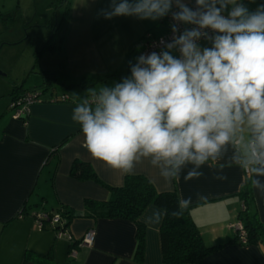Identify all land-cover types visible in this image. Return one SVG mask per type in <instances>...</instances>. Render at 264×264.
I'll return each mask as SVG.
<instances>
[{
	"label": "crops",
	"instance_id": "1",
	"mask_svg": "<svg viewBox=\"0 0 264 264\" xmlns=\"http://www.w3.org/2000/svg\"><path fill=\"white\" fill-rule=\"evenodd\" d=\"M59 1L67 5L65 0ZM191 1L194 0H188ZM261 2L264 0H256L248 7L254 10ZM109 7V0H70L58 33L59 46L51 51L56 67L48 70L60 69L69 83L87 76L105 83L130 76L129 58L136 60L145 33L161 34L168 24L165 18L108 20L98 15L100 9ZM45 96L49 94L42 95ZM72 97L73 101L32 102L22 116L15 117L14 113L0 121V264H22L28 250L51 253L59 263L70 260L72 264H162L161 223H155V214L160 212L163 218V210L155 205L147 206L140 216L146 226L142 263L133 257L136 228L132 221L76 217L66 230L71 240L57 238L48 224L38 225L35 213L56 212L59 206H66L82 214L85 198H109V190L103 184L77 180L70 175L74 159L90 163L104 184L120 186L125 177L92 159L82 146L83 135L80 126L72 120V113L86 94ZM232 156L233 147L229 145L218 161H209L199 170L204 175L185 181L184 176L192 168L188 165L170 185L159 175V168L152 167L147 160L137 165L134 174L145 175L158 191L176 189L179 200L191 197L190 214L202 238L207 244H219L234 233L232 225L237 222L241 205L237 193L247 176L244 168L232 163ZM220 165H224L223 171ZM218 175H226L227 179H216ZM253 179L264 185V176L251 173V184ZM252 192L258 217L264 222V191L252 186ZM23 207L25 212L21 214ZM90 228L94 230L92 246H76L69 253L70 245ZM205 261L207 264H264V243L247 246L231 243L208 255ZM25 264L36 263L30 260Z\"/></svg>",
	"mask_w": 264,
	"mask_h": 264
},
{
	"label": "clouds",
	"instance_id": "2",
	"mask_svg": "<svg viewBox=\"0 0 264 264\" xmlns=\"http://www.w3.org/2000/svg\"><path fill=\"white\" fill-rule=\"evenodd\" d=\"M249 3L256 0H109L98 12L105 19L170 15L175 23L171 40L139 55L130 76L89 90L92 102L74 107L91 158L125 175L147 160L170 185L188 165L185 181L198 179L231 145L232 163L264 176V2ZM252 186L264 191L259 180ZM191 203L180 199L171 216Z\"/></svg>",
	"mask_w": 264,
	"mask_h": 264
},
{
	"label": "trees",
	"instance_id": "3",
	"mask_svg": "<svg viewBox=\"0 0 264 264\" xmlns=\"http://www.w3.org/2000/svg\"><path fill=\"white\" fill-rule=\"evenodd\" d=\"M65 1L67 5L64 8V14H66L70 4V0ZM64 14L62 15L60 22L55 23V19L50 20V23L48 24V37L43 42L42 47L38 49V53H41L43 50L54 51V49L59 46L57 44L58 33L65 19ZM2 16L5 21H18L20 18L18 5L16 8L2 14ZM133 50L134 49H132V51ZM135 63L136 60L130 57L128 61L129 70L131 65H134ZM38 72L44 78V85L40 86V90L39 88L27 90L23 89L21 86L16 87L10 93L13 102L21 98L22 95L28 91H37L43 95L45 94L44 90L50 88L51 84L57 82L56 71L41 69L38 70ZM104 78L106 79V77ZM99 80L102 79L93 80L92 77L87 76L80 79H73L70 81L69 85L87 88ZM61 95L68 96V99L61 100ZM73 98L74 97L67 94L54 95V93L51 92L48 97H42L41 100L45 102H61L73 101ZM88 99H90V97ZM55 149H57V147ZM70 175L77 180H94L103 184L109 190V198L107 200L85 198L83 201L85 211L82 214L74 213L73 209L70 207L59 206L56 212L49 211L46 212V214L51 217L57 213L60 217V223L51 224L49 219H43L42 227H45L46 224H48V226L54 231L57 229L67 230L74 218L82 216L92 219L116 218L132 221L136 228V247L133 257L137 263L143 262L146 234V226L141 221L140 216L149 205H155L162 210H166V214L163 212V218L159 229L162 264H207L205 261L206 257L218 251L225 245L237 243L239 245L247 246L264 243V222L258 217L257 206L252 192L251 174L246 176L245 184L237 193L241 203L237 214V220H239L243 226L244 237H241L239 231L234 230V233L230 238L219 244H207L204 241L191 217L190 207L183 212L180 218H173L171 216L172 212L179 211V195L176 189L158 191L153 183L142 174L125 175L123 183L120 186L107 185L98 178L90 163L79 159H74L72 161ZM24 212L25 207L21 210V214ZM36 215L37 214L35 213V216ZM70 246L69 253L72 251V248L76 246L75 242ZM30 260L36 264H72L70 260L63 263L57 262L51 253L41 254L28 250L24 256L22 264H25Z\"/></svg>",
	"mask_w": 264,
	"mask_h": 264
},
{
	"label": "rangeland",
	"instance_id": "4",
	"mask_svg": "<svg viewBox=\"0 0 264 264\" xmlns=\"http://www.w3.org/2000/svg\"><path fill=\"white\" fill-rule=\"evenodd\" d=\"M52 1L0 0V121L16 113L17 108H21V105H13L10 93L14 88L21 86L27 90L34 88L40 90V86L44 85V78L38 70L56 67L53 65L51 51L43 50L38 53V49L48 37L50 20L60 22L64 14L65 3L55 0L51 6ZM17 5L19 20L16 22L3 20L2 14L16 8ZM56 79L57 82L51 84L50 90H44L45 93L53 92L55 95L65 92L70 96L86 94V98H89V90L98 91L105 85L112 86L117 82L116 79L106 83L100 80L88 88L65 86L62 81L66 83L69 81L61 75L60 69H57Z\"/></svg>",
	"mask_w": 264,
	"mask_h": 264
},
{
	"label": "built area",
	"instance_id": "5",
	"mask_svg": "<svg viewBox=\"0 0 264 264\" xmlns=\"http://www.w3.org/2000/svg\"><path fill=\"white\" fill-rule=\"evenodd\" d=\"M190 6H194V1L190 2ZM165 21L168 24L167 29L163 33H161L160 35H154L150 32L145 33V35L143 36V39L141 40L142 49L139 52L138 56L141 54H148L152 51H160V49L162 47L161 40H164V41H170L171 40V38L173 36L171 26L175 22L171 19L170 15L168 17H165ZM201 43H202V41H201ZM136 62H137V59H136ZM41 99H42V94H40L37 91L26 92L24 95H22L21 98H19L18 100L13 102V105H16V104L21 105V108H17V111L15 113V117L22 116L27 111V105L28 104H30L32 102H40V101H42ZM60 99L66 100V99H68V96L61 95ZM89 100H90V102H92L91 97ZM244 171H245V174L247 176L251 174L250 169H244ZM36 216H37L38 225L40 227L42 226V223H43L42 220L43 219H49L51 224L60 223V217L57 213L50 217V216H47L46 212H41V213H38ZM232 228H234V230L239 231L241 237H244L243 226L239 220H237V222L234 225H232ZM55 235L57 238L66 237L68 240L72 239V236L69 235L66 230L57 229V230H55ZM93 241H94V230L92 228H90L83 234V236L80 238V240L74 241V242H75L76 246H88V247H90V246H92Z\"/></svg>",
	"mask_w": 264,
	"mask_h": 264
}]
</instances>
